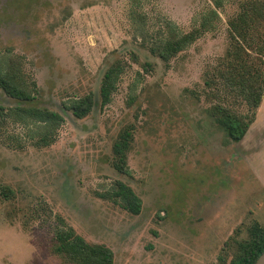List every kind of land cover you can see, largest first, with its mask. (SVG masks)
<instances>
[{
	"label": "rangeland",
	"instance_id": "rangeland-1",
	"mask_svg": "<svg viewBox=\"0 0 264 264\" xmlns=\"http://www.w3.org/2000/svg\"><path fill=\"white\" fill-rule=\"evenodd\" d=\"M208 3L0 0V57L14 58L39 87L31 105L64 118L46 146L31 144L12 122L0 132V185L14 191L13 198L0 197V264H66L51 251L53 219L43 220L42 209L40 218L31 216L39 201L88 242L111 248L114 264H228L248 241L253 220L264 222V179H253L237 161L210 114L221 101L241 111L245 106L204 84L206 69L229 47L227 19L236 4L226 3L216 30L168 65L141 44L135 28L145 22L154 34L172 21L187 31ZM131 10L140 17L133 20ZM116 58L128 66L101 108L99 81ZM144 61L153 63L151 71L143 70ZM88 90L96 103L75 118L62 103ZM18 104L0 89V105ZM129 124L125 175L110 165L111 145ZM263 158L253 162L262 165ZM116 180L140 197L139 214L100 197Z\"/></svg>",
	"mask_w": 264,
	"mask_h": 264
},
{
	"label": "trees",
	"instance_id": "trees-1",
	"mask_svg": "<svg viewBox=\"0 0 264 264\" xmlns=\"http://www.w3.org/2000/svg\"><path fill=\"white\" fill-rule=\"evenodd\" d=\"M235 3L236 11L227 19L229 47L225 54L214 65L205 71L204 84L208 89L221 93L227 100L240 99L244 111L238 110L234 104L218 102L210 110L215 124L223 131L225 143L240 140L249 125L253 122L256 110L261 102L264 88V0H209L204 9L194 17L187 31L180 30L172 21H165L161 31L154 34L148 32L145 22L135 28L141 44L144 43L151 55L166 65L178 53L188 49L206 32L216 30L222 21L221 10L226 3ZM131 18L140 17L131 10ZM138 61L135 54L131 55ZM128 63L116 58L103 71L98 85V104L102 108L108 104L116 92L121 76ZM141 66L145 72L153 69V63L144 61ZM139 74V73H138ZM0 89L20 104L16 106L0 105V132L4 133L6 123L12 122L24 128L22 135L34 146L51 144L56 137L64 118L54 109L33 106L31 101L39 94L35 81L26 76L20 65L11 56L0 57ZM96 99L92 90L67 99L62 103L65 110L75 118H84L92 110ZM23 104V105H21ZM133 125L121 129L111 145L110 165L117 172L130 175L127 164V153L133 139ZM14 140L16 136L10 137ZM18 136V135H17ZM17 141V140H16ZM19 141V139H18ZM14 191L8 185H0V197L13 198ZM118 203L132 214H139L142 207L140 197L125 182L114 181L110 190L100 195ZM34 205L32 218L53 219L51 251L66 264H114L111 248L103 243L88 242L62 216L52 210L43 201ZM242 249L232 257L228 264H254L264 251V224L253 220L249 228V239L240 243Z\"/></svg>",
	"mask_w": 264,
	"mask_h": 264
},
{
	"label": "crops",
	"instance_id": "crops-1",
	"mask_svg": "<svg viewBox=\"0 0 264 264\" xmlns=\"http://www.w3.org/2000/svg\"><path fill=\"white\" fill-rule=\"evenodd\" d=\"M230 147L237 151L238 162L243 163L245 168L251 171L254 175L253 179H264V158L262 165H256L253 160L256 156H261L264 153V88L261 102L256 110L255 119L249 125L243 137L234 142ZM253 162V164L251 163ZM240 164V163H238ZM262 167V168H261ZM261 168V169H260ZM255 169H260L259 172ZM240 175L236 174L235 177ZM261 224L264 222L255 219Z\"/></svg>",
	"mask_w": 264,
	"mask_h": 264
},
{
	"label": "water",
	"instance_id": "water-1",
	"mask_svg": "<svg viewBox=\"0 0 264 264\" xmlns=\"http://www.w3.org/2000/svg\"><path fill=\"white\" fill-rule=\"evenodd\" d=\"M254 264H264V251L258 256Z\"/></svg>",
	"mask_w": 264,
	"mask_h": 264
}]
</instances>
